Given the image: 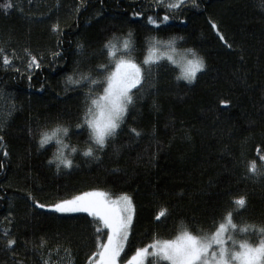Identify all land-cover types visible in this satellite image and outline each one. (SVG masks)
<instances>
[{
  "label": "trees",
  "instance_id": "16d2710c",
  "mask_svg": "<svg viewBox=\"0 0 264 264\" xmlns=\"http://www.w3.org/2000/svg\"><path fill=\"white\" fill-rule=\"evenodd\" d=\"M179 2L0 0V94L13 103L10 115L0 116V264L49 263L55 251L62 255L53 264H89L96 237L107 239L102 222L36 203L53 205L90 191L126 195L132 203L133 224L120 264L136 248L154 238L173 239L185 226L207 232L210 218L219 221L241 196L246 206L236 221L264 227V176L247 171L252 160L264 171V0H184L179 9L168 8ZM149 15L161 30L147 23ZM113 34L120 38L117 57L127 53L125 58L143 65L151 53L172 50L166 42L176 37L174 52L191 58L192 49L205 68L188 84L176 79L180 69L162 55L150 75L145 71L142 89L132 90L134 103L117 135L99 151L87 131L77 135L82 130L75 127L86 111L87 88L68 84L67 77L79 79L108 64L101 49ZM125 38L130 51L122 47ZM29 53L39 68H28ZM5 55L10 66L3 65ZM57 124L69 128L56 137L72 161L59 170L57 138L43 148L38 144L40 134ZM89 147L93 155L86 157ZM161 210L166 218L158 221ZM255 229L247 233L252 244L259 243ZM9 238L16 240L14 252L6 250Z\"/></svg>",
  "mask_w": 264,
  "mask_h": 264
},
{
  "label": "snow or ice",
  "instance_id": "6c2138e0",
  "mask_svg": "<svg viewBox=\"0 0 264 264\" xmlns=\"http://www.w3.org/2000/svg\"><path fill=\"white\" fill-rule=\"evenodd\" d=\"M183 2L184 0H180L177 4H169L168 8L179 9ZM3 7L11 8L12 5L5 3ZM133 15L140 17L142 13L136 12ZM169 19L168 14L163 16V22H167ZM147 23L153 25L157 31L161 30L160 23L152 15L147 17ZM212 27L216 28V25L213 24ZM53 30H56L55 26ZM131 35L130 32L128 36ZM119 39L113 34L101 49V55L107 50L108 64L98 65V70L89 69L87 73H82L79 79H73L71 75L67 77L68 84L87 88L84 95L86 111H84L82 119L77 122L75 127L82 130L77 135H82L83 130H86L89 139L98 146L99 151L104 150L109 138H115L117 135V129L124 122L125 113L128 111L129 106L134 103L136 93L132 90L136 89L138 92L142 89L145 71L150 75L153 71L152 66L159 59V57L148 56L141 65L134 59L125 58L127 53L117 57L119 49L116 42ZM176 39V37H172L166 42L167 46L173 51L175 49L172 46L175 44ZM155 43L161 42L155 41ZM122 47L124 50H131L128 38L123 39ZM2 51L3 49H0V52ZM25 51L28 52L27 49ZM187 52L191 58L185 59L179 65L181 74L176 79H182L191 84L197 79V73L204 70L205 62L192 49H187ZM29 55L31 56L30 53ZM167 59L172 64L177 63L171 55H168ZM2 62L4 66H10V59L6 55ZM33 65L36 68L40 67L35 56H31L28 68L31 69ZM144 66L148 67L145 69ZM93 73H95V76ZM98 77H103V79L101 80ZM93 85L97 87L93 88ZM100 87L103 88L102 92L98 91ZM80 88L72 90L78 91ZM221 104L227 107L229 102L222 100ZM131 131L139 135V132H136L135 129ZM68 132V127L57 124L50 133L44 131L40 134L39 147L43 148L57 136V133L67 135ZM55 142L60 146L54 156L57 169L59 170L61 165L65 168L70 167L72 161L67 159L63 153V148L67 145L63 144L61 139L58 138ZM73 151H76V149L73 148ZM83 155L86 157L92 156L93 149L89 147ZM260 160L264 161V155L260 156ZM49 163H53V160H50ZM0 168H3V164H0ZM247 171L252 174V177L264 176V171L257 168L255 160L249 162ZM29 199H32L31 195H29ZM234 204L235 207L230 208L226 215L220 217L219 221L215 216L210 218L212 223L207 232H204L203 229L200 232H193L185 226L184 230L173 239L154 238L150 244L136 248L135 253L126 261V264H159V260L166 261L167 264H264V227L255 229L254 225L245 224L241 226L236 221V217L242 215L240 209L245 208L246 200L241 196L235 199ZM36 207H49L57 213L85 212L89 216L98 218L107 229V240L106 242L102 241L100 235L96 237L97 250L92 253V256L88 257V260L92 264H118V258H121V253L125 251V246L129 241L133 224L132 203L126 195L112 201L108 199V194L105 192L90 191L73 196L71 199L61 200L53 205H44L37 202ZM161 217L166 218V210L158 212L155 219L159 221ZM250 228L259 233V243L252 244L248 242L247 233ZM99 231L97 229V232ZM4 235L8 237L11 233L5 231ZM15 244V239H7L6 250L14 252L13 246ZM41 246H43V241ZM94 257L95 260H93ZM14 264H22V262L14 261ZM44 264H48V261L45 260Z\"/></svg>",
  "mask_w": 264,
  "mask_h": 264
},
{
  "label": "rangeland",
  "instance_id": "374dc122",
  "mask_svg": "<svg viewBox=\"0 0 264 264\" xmlns=\"http://www.w3.org/2000/svg\"><path fill=\"white\" fill-rule=\"evenodd\" d=\"M165 56L166 58H167V56L168 55H171L172 57H173V60H175L177 63L175 64L179 69H180V67H179V65L180 64H182L183 62H184V60L185 59H190V58H188V57H186L185 55H182V54H179V53H176V52H174V51H172V50H169V49H164V51H163V54H161V55H159V54H157V53H151L150 54V56H152V57H161V56ZM99 79H103V77H100ZM94 86V85H93ZM92 86V87H93ZM12 109H13V103H12V100H10V99H8L7 97H6V95H4V94H0V116L2 117V118H4V117H7V116H9L10 115V113H11V111H12ZM59 137V136H58ZM57 138V137H56ZM54 139H55V137H54ZM54 139H52V140H54ZM119 197H117V198H110V197H108V199L109 200H112V201H116L117 199H118ZM51 209V208H50ZM132 209H133V207H132ZM52 210V209H51ZM74 213H85V212H74ZM68 214H72V213H68ZM85 214H87V213H85ZM103 224V223H102ZM104 226V225H103ZM107 240V239H106ZM64 254H65V252H63ZM59 255H62V252H60V251H55L51 256H52V260L48 263V264H53L52 262H53V260H55V258H58V257H60ZM96 258L94 257L93 258V260H95ZM55 264V263H54ZM56 264H58V263H56ZM89 264H92V262H90ZM118 264H120L119 263V258H118Z\"/></svg>",
  "mask_w": 264,
  "mask_h": 264
}]
</instances>
